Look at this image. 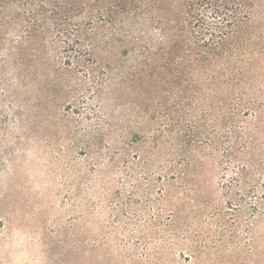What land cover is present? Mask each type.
I'll return each mask as SVG.
<instances>
[{
  "label": "rangeland",
  "instance_id": "obj_1",
  "mask_svg": "<svg viewBox=\"0 0 264 264\" xmlns=\"http://www.w3.org/2000/svg\"><path fill=\"white\" fill-rule=\"evenodd\" d=\"M0 264H264V0H0Z\"/></svg>",
  "mask_w": 264,
  "mask_h": 264
}]
</instances>
